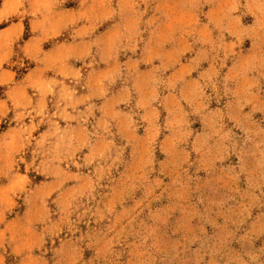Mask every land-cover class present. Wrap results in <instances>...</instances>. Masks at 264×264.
Wrapping results in <instances>:
<instances>
[{
  "label": "clouds",
  "instance_id": "clouds-1",
  "mask_svg": "<svg viewBox=\"0 0 264 264\" xmlns=\"http://www.w3.org/2000/svg\"><path fill=\"white\" fill-rule=\"evenodd\" d=\"M0 26V264H264V0Z\"/></svg>",
  "mask_w": 264,
  "mask_h": 264
},
{
  "label": "rangeland",
  "instance_id": "rangeland-1",
  "mask_svg": "<svg viewBox=\"0 0 264 264\" xmlns=\"http://www.w3.org/2000/svg\"><path fill=\"white\" fill-rule=\"evenodd\" d=\"M0 27H2V26H0ZM46 48H47V46H45Z\"/></svg>",
  "mask_w": 264,
  "mask_h": 264
}]
</instances>
